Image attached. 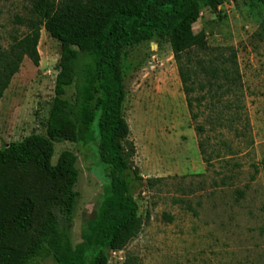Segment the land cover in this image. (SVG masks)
Returning a JSON list of instances; mask_svg holds the SVG:
<instances>
[{"label": "rangeland", "instance_id": "1", "mask_svg": "<svg viewBox=\"0 0 264 264\" xmlns=\"http://www.w3.org/2000/svg\"><path fill=\"white\" fill-rule=\"evenodd\" d=\"M32 1L0 0V49L26 34L19 20L31 16ZM263 20L259 0H225L216 12L203 11L194 31L206 33L208 54L192 59L220 64L236 55L240 84L238 96L225 100L235 104L230 110L212 108L213 100L195 102L197 119L168 41L126 50L123 115L143 178L132 184L142 227L122 251L110 252V264H264ZM38 51L39 66L25 58L0 100V147L46 134L61 45L42 30ZM200 79L206 81L201 72ZM198 90L196 97L206 95ZM223 118L228 126H220ZM212 120L218 121L214 131ZM199 126L205 127L203 133ZM64 151L78 157L72 226L77 247L106 196L110 170L100 159L99 140L56 144L54 165Z\"/></svg>", "mask_w": 264, "mask_h": 264}, {"label": "trees", "instance_id": "2", "mask_svg": "<svg viewBox=\"0 0 264 264\" xmlns=\"http://www.w3.org/2000/svg\"><path fill=\"white\" fill-rule=\"evenodd\" d=\"M224 1H32L31 16L19 20L26 34L0 49V100L25 58L39 66L42 30L60 43L61 58L46 134H32L17 146L0 147V264H37L48 259L55 264H110V252L122 251L139 236L142 219L132 184L143 178L133 160L136 150L123 115L126 50L168 41L194 119L199 117L195 102L213 100L212 108L223 105L230 110L235 104L225 100L236 95L240 84L236 55L220 64L192 59L209 49L206 33H195L194 26L204 10L216 12ZM261 27L264 32V20ZM199 71L206 81H201ZM197 86L206 95L196 97ZM224 120L220 126H228ZM216 122L211 121L213 131ZM249 126L247 121L246 129ZM197 130L203 133L205 127ZM97 140L111 183L96 218L86 226L83 242L74 247L78 157L64 151L54 165L55 145L65 141L88 145Z\"/></svg>", "mask_w": 264, "mask_h": 264}]
</instances>
